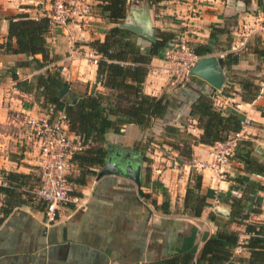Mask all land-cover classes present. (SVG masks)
I'll return each instance as SVG.
<instances>
[{
  "label": "crops",
  "instance_id": "obj_1",
  "mask_svg": "<svg viewBox=\"0 0 264 264\" xmlns=\"http://www.w3.org/2000/svg\"><path fill=\"white\" fill-rule=\"evenodd\" d=\"M100 1L90 0L92 11L84 19L48 29L45 40L51 61L38 68L27 62L26 55L6 51L7 19L19 13L30 18L45 16L52 0H0V175L9 171L28 175L17 179V186L12 183L17 196L15 201L9 200L11 208L7 213L4 208L8 199L0 190V264H188L198 260L204 242L216 231L235 232L236 245L240 246L239 252L234 251L235 246L230 248V255L219 264H264V259L262 263L250 262L249 250L243 246L249 236L245 225L264 223V176L245 174L242 164L231 157L225 166L226 178L219 179L210 168L194 167L195 162L212 161V145H191L190 158L182 157L170 145L180 146L182 134L199 136L201 130L190 118L189 107L198 94H204L222 115L235 110L247 117L250 122L241 127L238 139H250L254 148L264 152V54L258 52H264V44L256 33L244 50L227 52L230 42L245 27L264 16L257 0H162L156 4L126 0L123 21L133 20L146 30L153 32L157 28L173 36L188 27L190 46L210 48L209 53L199 56H214L217 60L216 67L223 73L220 87L214 88L192 75L175 81L162 53L152 57L142 92L163 95L168 100L163 118L153 119L146 128L126 124L118 133L109 130L102 143L105 156L107 146L142 152L141 196L126 177L95 178L101 166L90 168L94 169L91 173L70 162L67 178L74 184L76 195L85 201L82 207L68 204L48 220L39 202L25 198V192L37 186L38 177L24 120L45 113L48 107L40 106L41 98L36 100L33 93L19 90L15 83L31 80L45 68L58 71L65 66L66 76L59 75L68 84L66 92L89 93L93 88L104 91L95 82L96 65L82 57L88 49L87 41L102 40L113 25L98 12L96 5ZM137 41L142 46L148 44L139 36ZM10 43L14 46L13 39ZM70 44L76 56L67 61ZM227 54L236 60L225 62ZM165 125L173 129L166 131ZM195 175L200 178L194 187ZM240 175H246L251 183L249 193H243L242 186L234 183L233 179ZM186 188L191 198L184 206ZM197 196L203 197L204 205L194 216L190 202ZM230 196L243 197L245 219L227 220Z\"/></svg>",
  "mask_w": 264,
  "mask_h": 264
},
{
  "label": "trees",
  "instance_id": "obj_2",
  "mask_svg": "<svg viewBox=\"0 0 264 264\" xmlns=\"http://www.w3.org/2000/svg\"><path fill=\"white\" fill-rule=\"evenodd\" d=\"M147 1L156 4L162 0ZM257 6L264 14V1L257 0ZM96 7L98 12L113 24L106 30L102 40L91 39L86 43L88 49L98 56L95 63V82L104 91L93 88L89 93L77 94L65 91L60 95L59 90L68 87V84L55 68L52 70L45 68L43 73H38L31 80H17L15 83L19 90L33 93L36 100L41 98L40 106L51 108L52 112L61 110L65 114L68 130L76 135L84 146L81 152L72 156L71 162L80 170L91 173H94V169L90 168H97L103 164L105 149L102 143L107 131L118 133L126 124L146 128L153 119L163 118L169 106L168 100L163 95L144 94L142 82L150 59L160 55L174 37L170 32L154 28V39L148 41L146 46H142L134 32L117 25L125 17L126 0H101ZM7 20V40L4 43L6 51L26 55L29 57L27 62H33L38 68L47 65L51 61L45 40L49 29L48 18L46 16L30 18L24 13H19L10 16ZM11 39L14 40V46L10 45ZM192 50L197 55L210 52V48L202 45L192 46ZM258 52L264 54L263 51ZM235 60V56L231 54L225 56V62ZM13 79H16L15 75ZM189 116L195 120L196 126L201 130L199 136L182 134L184 140L180 146L170 144L184 158H190L191 145H213L233 137L240 131L243 119V115L235 110H227L226 114L222 115L220 110L214 107L211 98L204 94H198L190 103ZM164 128L166 131L173 129L167 125ZM232 157L242 164L245 174L254 173L264 176V160L255 151L254 143L250 139H237ZM143 160L147 158L144 157ZM1 174L5 185L0 186V190L6 194V200L8 199V202L5 201L7 207L4 208V212L7 213L11 208L9 200L14 198L15 201L17 196L13 185L17 179H24L28 175L11 171ZM199 178L198 175L194 176V187L198 185ZM80 181L76 179V182ZM233 181L236 186H242L243 193L250 192L252 185L246 175L236 176ZM190 193L189 188H186L184 206L188 205ZM25 198L28 201L32 200L29 191L25 192ZM229 199L230 212L227 220L245 219L246 215L242 212L243 197L230 196ZM192 200L190 207L194 208L192 214L196 216L204 205L203 197L197 196ZM245 230L249 236L243 246L249 250V261L262 263L264 223H248L245 225ZM236 240L237 235L233 231H216L204 242L195 264L202 262L219 264L230 255V248L236 246Z\"/></svg>",
  "mask_w": 264,
  "mask_h": 264
},
{
  "label": "built area",
  "instance_id": "obj_3",
  "mask_svg": "<svg viewBox=\"0 0 264 264\" xmlns=\"http://www.w3.org/2000/svg\"><path fill=\"white\" fill-rule=\"evenodd\" d=\"M92 11L90 0H52L50 11L45 14L48 18L49 28L65 26L69 22L84 19ZM188 27L178 32L164 47L162 58L168 63V72L175 81H183L189 76L188 72L194 62L200 57L195 54L188 41ZM259 34L264 44V16L251 27H245L243 32L230 42L227 52L237 53L246 48L248 39L253 34ZM76 52L73 44L65 59L71 61ZM87 63L95 65L98 56L90 49L82 54ZM59 74H67L65 66L58 69ZM0 85V91H1ZM249 119L243 117L241 127L249 124ZM30 148L34 151L33 162L38 184L30 190L32 199L41 204L48 220L62 207L71 204L82 207L85 203L75 193L74 184L67 178L70 171V162L74 154L82 151L84 146L80 139L68 130L65 114L61 110L48 111L39 115L27 116L24 120ZM239 132L233 137L212 145L211 162H195L196 170L210 168L219 179L226 178L225 166L234 154L235 142ZM5 185L3 176L0 175V186ZM235 252L240 251V246L234 247ZM189 264H195L194 261Z\"/></svg>",
  "mask_w": 264,
  "mask_h": 264
},
{
  "label": "water",
  "instance_id": "obj_4",
  "mask_svg": "<svg viewBox=\"0 0 264 264\" xmlns=\"http://www.w3.org/2000/svg\"><path fill=\"white\" fill-rule=\"evenodd\" d=\"M120 27L127 28L134 32L137 36L148 41L154 39V32L144 29L140 24L133 20H125L117 24ZM221 58H218L220 60ZM217 60L214 56L199 57L191 66L188 74L196 76L201 80L207 82L214 88H219L223 79V73L216 67ZM66 90L65 87L59 90L62 95ZM114 150L107 146L105 160L98 169L95 178L103 175H121L130 179L137 188L138 195L141 196L139 189L140 185V170H141V155L142 152H134L130 149L128 151ZM255 151L264 159V152L260 147H256ZM133 153V157H130Z\"/></svg>",
  "mask_w": 264,
  "mask_h": 264
}]
</instances>
